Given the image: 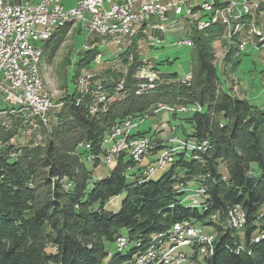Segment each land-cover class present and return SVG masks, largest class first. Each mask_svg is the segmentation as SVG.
Masks as SVG:
<instances>
[{
    "label": "trees",
    "instance_id": "1",
    "mask_svg": "<svg viewBox=\"0 0 264 264\" xmlns=\"http://www.w3.org/2000/svg\"><path fill=\"white\" fill-rule=\"evenodd\" d=\"M190 27L188 81L180 79L181 83L177 74H157L155 65L151 69L155 74L148 75L136 37L102 69L97 77L101 87L89 93L69 89V81L73 84L81 70L92 68L100 51L95 46L64 75L65 91L54 99L62 104L50 113L49 125L34 118L43 134L42 145L13 150L8 142L20 134L25 118L10 117L9 127L0 124V264H134L133 255L152 245V236L166 234L179 221L210 227L216 234L212 253L203 257V264H264V239L252 240L264 232V108L234 95L231 87L225 92L219 86L213 43L226 46L223 61L236 67L239 40L233 37L237 43H229L223 37L224 27L216 22L204 29ZM69 28L70 24L56 28L42 44L45 60L56 55ZM100 89L111 98L98 103L93 115L90 109L94 112L91 107ZM162 103L200 107L182 115L191 130L182 134L189 138L185 141L206 140L199 151L207 149L197 158L191 154L197 149L176 152L157 181L139 179L141 168L131 169L134 163L128 153L117 157L108 174L94 178L99 158L89 169L85 162L93 159L85 158L86 154H104L103 137L113 126L129 116L140 118ZM147 133L139 131L132 137ZM160 142L154 141L151 154L166 147ZM85 144L90 148L84 149ZM252 163L259 169L258 176L250 173ZM180 184L199 186L192 189L204 192L194 203L182 199L187 197ZM121 193L125 196L118 209L106 211L104 205ZM182 200L193 205H183ZM235 205L245 214L237 229L229 227L226 218L228 210L230 219ZM122 230L134 248L106 261ZM191 249L196 260L199 247Z\"/></svg>",
    "mask_w": 264,
    "mask_h": 264
},
{
    "label": "rangeland",
    "instance_id": "2",
    "mask_svg": "<svg viewBox=\"0 0 264 264\" xmlns=\"http://www.w3.org/2000/svg\"><path fill=\"white\" fill-rule=\"evenodd\" d=\"M4 2L7 3H16L19 1H29L31 3H35L38 2L40 0H3ZM61 4L64 6L65 9L74 7L76 5V0H60ZM197 2H194L193 4H196ZM179 18V16H177ZM180 21H175L172 20L171 22H173L175 24V26H178L179 24H184V27H187L188 29H191L189 23H187L186 20H184L183 18H179ZM204 18L201 19V23H203ZM176 22V23H175ZM70 24V28L68 30V32L66 33V39L63 42V44L59 47L56 55L50 60L47 61L45 60V58L43 56H41L40 58V62H39V68H40V76L42 78V82H43V87L44 90L51 96L52 99H57L64 91L63 87L61 86V81L64 78V75L66 76L67 72L70 73L71 69H72V65L74 64V62L79 59L80 57H82V55L84 54V52L92 50L95 46H97V48L102 51L104 50V48L107 47H113L114 44L110 43V40L105 38L103 40V38H95L93 39L92 42V37H90L89 41H86V35L87 32L84 30L83 28V24L82 23H67ZM223 26V25H221ZM224 27V26H223ZM146 30H149V28L145 27ZM172 28V26L170 27ZM225 30V28H224ZM186 33H181L178 35H169L168 38H166V40L162 43V47L160 48H150V53L149 56H155L156 57V66L154 68V71L157 74H177L178 75V79L181 83H184L180 80L181 77L187 75L190 72V68H191V63H192V59H191V54H190V48L187 45H177L176 42L177 40L183 39V38H187L188 36H186ZM223 37L229 42V43H237L235 40H233V38H229L227 36V34H223ZM139 40H144L145 37H138ZM154 38V37H153ZM189 38V37H188ZM147 39V38H146ZM138 40V42H139ZM148 43L150 45L152 40L150 41L149 39ZM158 42H155V45L158 44ZM240 41H238L237 48L239 45ZM248 43L246 45V49L242 50L238 48V55L235 56V58L239 59V63L237 64L236 67H231V63H225L223 61V57L226 53V46L223 45V43L221 41H215L213 43L214 46V51H215V69H216V75L218 77V81H219V86L222 88L223 91L225 92H229V87H231V91L233 92L234 95L240 97V98H246L244 96L242 91L243 90L247 95H248V100L250 101V103L256 107L259 108H264V49L261 47L260 44H257L256 40H253V42H245V44ZM250 43L252 45H250ZM148 44V45H149ZM40 45V44H39ZM42 47V44H41ZM261 47V48H260ZM123 49V47L120 46V49ZM119 50V49H118ZM117 50H114L113 52L110 53L109 52H105L104 57L106 58V60L103 62V66L101 69H104L106 66H110V64H112L114 62V55L118 52H116ZM108 56V57H107ZM167 59V60H166ZM146 61V60H144ZM161 61V62H160ZM92 63H94V60L92 61ZM147 66H146V70L148 75H154V71H152V67L153 65L147 61ZM104 67V68H103ZM115 67V66H114ZM100 68H96L94 65V69L93 71L86 73L85 72L88 69H83L80 71V74L77 76L76 80L73 81L74 83L72 84V82L69 81V89H73V87L76 88V90L79 93H89L92 91V89H98L99 87H101L102 85L100 84L99 80L97 79V77L100 75L101 70ZM118 69L120 71H122V67H118ZM145 70V71H146ZM188 83V82H187ZM156 85V84H155ZM142 86V85H141ZM100 93H96V102L94 103V106L91 108L95 107L94 112H91V114H96L99 110L98 108V103L100 104H104L103 102L106 100L109 101L108 99L111 98V95L107 92H101V89L99 90ZM57 105L59 106L60 104H62V102L60 101H56ZM99 104V105H100ZM161 105L166 106L168 109L170 108L172 111H166V110H161V111H156V109H158ZM8 107L7 104L4 103V101H0V108L6 109ZM184 107H186L184 109ZM59 108V107H58ZM91 110V109H90ZM159 110V109H158ZM185 110V111H184ZM192 110H196L199 111L200 108L196 107L193 105L192 108L186 106V105H171V104H158L157 106H155L153 109L146 111L140 118H134L131 117L133 123L137 124L136 127H132V129H130V135H128V138L126 137V141H132V139H143V138H148V141L151 142L153 145L156 146V143H154V139L152 138L154 134H156V136H160L159 141H161L160 143L162 144V146L164 147V145L166 146L165 148L161 149V151H157L156 154H151L150 152H152L153 150L149 151L147 154H143L140 157V161H136L134 162V158L130 156L129 154V150L130 148H123L121 149L119 152H113L110 149L108 150V148H106V145L104 144L106 141V137L110 136L111 133H113L115 130H117V128H121L123 126V121L115 126H113L111 128V130L105 134V137H103V141H102V150L104 152V154H102L101 156H96L95 155V159H93L92 161H87L86 159V166L87 168L91 169L92 168V162L96 159L99 158V162L100 165L92 171L93 177L94 178H101L102 176H104L105 174H108V172L111 170V168H113L116 165V159L117 157L122 154V153H128L131 158V161H133L134 166L131 167V169L136 170L137 167L141 168V170L147 169L149 167L154 168L155 172L152 175H141L139 179H149L151 181H157L161 175L167 171L170 167V163L173 161H170V163L168 164H163L162 167L158 166L157 161H158V153H159V157H160V153L163 151H166V148L168 149L169 147L172 146V143L170 140L173 138H176L177 140H183V139H189L186 138L182 133L184 130L185 134H189L190 133V126L187 125L186 123H184L181 120L182 115H185L186 113H190ZM28 111H26V116L28 118V123H25V131H21L20 134L17 135V137L13 138L12 140H10L8 143L10 144V146L13 148V150L17 149V148H21V147H25L28 146L30 144H33L34 146H39L42 145L41 141L43 138V134L41 133L40 129H38L36 126V121L34 120L33 117H31L30 113H27ZM177 114L178 116L176 118L172 117L171 114ZM164 114H168V118L170 120V124H168L166 122V126L168 127L167 129H162V130H156L158 127H160L161 125L163 126V124L161 123L162 120V115ZM17 117V116H15ZM128 118V117H127ZM126 118V119H127ZM50 120V114L48 116L47 122H42L43 125L47 126L49 125L48 122ZM166 120V118L164 119V121ZM10 125H8L9 127ZM34 126V127H33ZM161 126V127H162ZM173 126V128H172ZM139 131H148V133L144 136V137H132L133 134H136ZM23 133V134H21ZM114 134H116V131L112 134L110 140H112L114 138ZM150 134H152V137L150 136ZM183 135V136H182ZM123 134H121L119 137H116L114 139H122L123 138ZM167 137V138H166ZM169 137V138H168ZM110 140L106 141L110 142ZM190 141V140H189ZM207 142L206 140H201L200 142ZM191 142V143H190ZM189 142V144L192 145H202V143H198V141L195 140H191ZM174 143V142H173ZM208 144V143H207ZM154 146V147H155ZM175 146V145H174ZM208 146V145H207ZM82 147L84 149H89L90 145L87 147L85 145H82ZM178 149H181L178 147ZM175 150L174 154L176 152H189L191 153L188 149H184V151L182 150ZM207 149V147L202 150V151H194L196 157L193 158H197L198 154L200 152H204ZM92 153H88L86 154V157L88 155H90ZM110 158L109 162L108 159ZM144 163H147L146 166H143ZM222 166H220L221 168ZM130 167L127 168V170ZM222 169V168H221ZM250 173L253 176H258L259 174V169L257 167L256 164L252 163L250 164ZM181 185V184H180ZM192 187H198V186H191V187H186V188H192ZM200 187H205L203 184L200 185ZM187 194H184L183 196L186 197ZM125 194L121 193L118 196H115L114 198L110 199L105 205H104V209L106 211H116L118 209L119 204L121 203V201L123 200ZM204 198L199 197V202L203 201ZM192 201H183L182 200V204L186 205H193V203H191ZM239 206V205H236ZM201 205H198V208H200ZM234 206H232L230 209H232ZM237 210V209H236ZM236 216L233 219H236ZM241 221V219L239 220H231L228 221V226L231 228H235L234 224H239V222ZM183 224H194L191 222H180ZM237 229V228H235ZM200 230L203 232H209V237H208V241L205 246L203 244L200 243H195L193 245H188L187 247L184 248H180V251H183L186 255H184V259L180 262V264H203V257H206L210 254V252H207V250L205 251V247L209 246V244H211L212 248L214 247L213 242L215 239L216 234L210 230V227H200ZM212 232V233H211ZM123 236L125 238V231H121L116 239L115 242H119L118 238H121ZM257 238H261V235L258 236ZM126 240V238H125ZM151 240H153L155 242V248L156 249H162L165 247H170L171 246V242L169 240H167L165 237H157L155 239H153L151 237ZM252 240L254 242H256V239L252 238ZM260 240V239H259ZM152 241V244H154ZM252 241V242H253ZM113 243L110 247H109V251L107 252V256H106V261L110 260V258L117 254L118 252H120L121 255H125L127 252H129V250L134 248V245L128 240V242H125L126 245L119 247L116 245V243ZM191 246H196L199 247L196 256L197 259L193 260L192 259V255H193V250L191 249ZM150 247V246H149ZM210 249V248H208ZM49 250H51V248H49ZM147 250H140L138 253L134 254L133 257L139 258L142 254L145 253V251ZM202 252V253H201Z\"/></svg>",
    "mask_w": 264,
    "mask_h": 264
},
{
    "label": "built area",
    "instance_id": "3",
    "mask_svg": "<svg viewBox=\"0 0 264 264\" xmlns=\"http://www.w3.org/2000/svg\"><path fill=\"white\" fill-rule=\"evenodd\" d=\"M208 0H76L74 7L65 9L60 0H40L35 3L23 1L18 4L5 3L0 0V101L5 104L17 103L18 101H27L29 107L40 109L44 115H48V111L55 110L56 101L54 99H41V92H38V86L34 81V75L31 74V59L34 54V47L40 41L43 32L48 31L51 27L56 26V21L67 15H77L78 23L83 24L84 30L87 32L86 41L90 37L99 35L101 31H108L113 28V21H126V28L131 29L132 23L136 18H148L151 21L153 18L164 23L166 29L167 14L175 10H182V17L184 19L193 20V27L195 24V17L199 15L208 14L207 11L199 13H190V5L194 2L206 3ZM252 3L250 0H233L231 5V13H224L221 11L222 18L230 20V16L234 11L241 7L249 6ZM261 12L259 14H262ZM259 14L254 15V22L259 21ZM232 27V24H231ZM228 31V30H224ZM120 42L113 47L104 48L98 51V59L92 63V68L88 69L86 73L93 71L96 63H101L106 60L105 52L109 55L114 50L120 49ZM149 44V43H148ZM248 43L243 44L246 47ZM150 45V44H149ZM252 45V44H250ZM138 50V44H137ZM108 57V56H107ZM180 79H191V75L183 76ZM120 84H118L119 88ZM109 100V99H108ZM200 108L199 106H196ZM3 110V108H0ZM171 109H162L159 111ZM27 119V118H26ZM131 117L123 120V126L117 128L114 138L110 140L112 134L106 137L104 141L106 148L113 152H119L123 148L129 147V154L133 157L134 162L138 161L135 158V151L141 148L142 145L147 144L148 138L132 139L126 141V137L130 135V129L136 127ZM34 127V126H33ZM25 131V126L21 128ZM23 134V133H21ZM123 134L122 139H117ZM173 143V142H169ZM198 143H202L198 141ZM89 146V144H85ZM95 157L90 154L85 158ZM158 166L163 165L168 160H159ZM110 158L108 159L109 162ZM140 161V160H139ZM155 172L154 168H147L141 170L140 175H152ZM181 187H191L181 184ZM199 187V186H198ZM197 188V187H192ZM193 199V198H182ZM236 219H228V210L226 213L227 222L230 220H239L245 216L244 211L240 206H236ZM181 221H179L180 223ZM177 230V227L174 229ZM192 230H200V225H194V228H189L187 232ZM263 233H258L252 238L256 239ZM209 237V232H207ZM128 239L122 242H115L117 246H124ZM176 245V244H175ZM238 248V247H237Z\"/></svg>",
    "mask_w": 264,
    "mask_h": 264
},
{
    "label": "bare ground",
    "instance_id": "4",
    "mask_svg": "<svg viewBox=\"0 0 264 264\" xmlns=\"http://www.w3.org/2000/svg\"><path fill=\"white\" fill-rule=\"evenodd\" d=\"M250 1H252V3L249 6L241 7L237 11H234L233 15L230 16V20H226V18H222L221 11L224 13H231V5H233V0H208L206 3L203 2H197L196 4L192 3L190 5V13H199L203 11H207L208 13L195 17L194 26L197 27L198 29H204L210 26L211 24H213L214 22H216L220 25H223L225 30H228L225 31V34H227L229 38L235 37L240 41L238 48L241 49V51L246 49L245 47L242 48V45L245 44V42L248 41L253 42V40H256L257 44H260L261 47L264 49V13L259 14L261 12H264V0H250ZM257 14H259V21L254 22V15ZM173 16L175 17L179 16V18H183L182 10H175L173 12ZM202 18H204L203 23L200 22ZM184 20H186L187 23H189V25L193 26V20L190 19H184ZM167 21L168 22H166V29H164V23L161 21H153V20L149 21L148 18H136L132 23V28L128 30L124 29L126 28V21H113V28L109 29L108 31H101L99 32V35L93 36V38L94 37L103 38V40L107 38L110 40V43H113L114 45H117L120 42H125V44H121V47L125 48L132 42L134 38L145 37L150 41L152 40L151 44L155 45V42H158V40L156 38H153L151 31L156 30L158 32H164L170 30L171 29L170 27L173 26L174 23L171 22L168 14H167ZM67 23L78 24L77 15H67L65 17H62L60 20L56 21V26H53L51 27L50 30L43 32V36H41L40 41L34 47V54L32 55V59H31V74L34 75V81L38 86V92H41V99L51 98V96L44 90L42 78L40 76L39 62L42 56L41 44H43L46 40L50 38L52 32L56 28L62 27ZM145 27L149 28V30H146ZM176 44L179 46L187 45L189 47H192V41L188 37L177 40ZM115 57H118L117 53L114 55V58ZM96 59H98V54L95 56L93 60L95 61ZM103 62L96 63L95 67L101 69L103 66ZM187 75H191V74L188 73ZM188 80L189 79H183V81H188ZM7 105L8 107L6 109L0 110V124L5 126H8L11 123L10 117H15V116L24 117L25 118L24 122L28 123V118L25 115L26 111H28L27 113H30L31 117L33 118L36 117L40 119L41 122H47L48 116L52 112V111H48V115H44L40 109L29 107V103H27V101H18L17 103H11ZM59 106L55 104V109H57ZM160 107L162 109H168L164 105H161ZM185 108L186 107H184V109ZM158 109H156L155 112L159 111ZM91 112H93V109H91ZM170 141L174 142L172 143V146L169 147L168 149L166 148V151L164 152L162 151L160 153L159 160H168L164 164L170 163V161L173 158L174 151L177 150L178 147L181 148L178 150H184V149L201 150L205 146V142H202V145L199 144L196 146L189 144V141H185L184 139L177 140L176 138H173ZM151 150H152V143L147 140V144L142 145L141 148H138L135 151L136 160H140V157L143 154H145L146 152L148 153ZM87 159L92 160L94 159V157H89ZM162 166L163 165H161L160 167ZM184 191L187 194L186 195L187 198H193L192 201L194 203H196L195 199L204 192L203 189H192L186 187L184 188ZM236 214H237V210L236 208H234L230 219H233L236 216ZM212 218L215 217L213 216ZM243 220L244 217L241 218V221L239 222L238 225L234 224V227L235 228L240 227ZM194 225L196 224H183L176 222L172 225V227L169 229V231L166 234H156L152 236L153 239L157 237H165L167 240L171 242V246L162 249H156L155 242L153 241L154 244L150 245V247L148 246L144 254H142L139 258L136 259L133 258L134 264H180V262L185 258L184 255H186L183 251L179 250L180 248H184L190 244L193 245L195 243H200L205 246V244L209 242L207 232L204 230L203 232L201 230H192L190 232H187L189 228H194ZM176 227L177 230H174ZM259 239H264V234H261V238H256V242L259 241ZM118 240L119 242H122L125 240V238L122 236L121 238H118ZM206 250L207 252H210V254L212 253L213 248L211 244L205 247V251Z\"/></svg>",
    "mask_w": 264,
    "mask_h": 264
},
{
    "label": "crops",
    "instance_id": "5",
    "mask_svg": "<svg viewBox=\"0 0 264 264\" xmlns=\"http://www.w3.org/2000/svg\"><path fill=\"white\" fill-rule=\"evenodd\" d=\"M161 1H163V2H165V1H167V0H161ZM21 2H23V1H19V2H16V3H9V4H18V3H21ZM5 3H7V2H5ZM168 16H169V18H170V20L172 21V20H177V21H180L179 20V18L178 17H175V16H173V14L171 13V12H169L168 13ZM153 21H159V20H155V18H153L152 19ZM176 23V22H175ZM184 25V24H183ZM182 24H179L178 26H175V24H173V26H172V28L170 29V30H168V31H164V32H158V31H156V30H153V31H151V33H152V36L154 37V38H156L158 41H159V43L158 44H156V45H148V40L145 38L144 40H139V42H138V50H137V52H138V54H139V59H140V61H144V60H146V61H148V62H150L152 65H155L156 66V57L155 56H149V53H150V48H154V49H156V48H160V47H162L163 45H162V43L166 40V38H168V36L169 35H171V34H173V35H178V34H180L181 35V33L183 34V33H186L187 35L186 36H188V34H189V31L191 30V29H188L187 27H184ZM167 60V59H166ZM161 62V61H160ZM229 87V86H228ZM242 91V93L244 94V95H246V96H244V97H246V99H248L249 97H248V95L243 91V90H241ZM162 117V120H161V123L163 124V126L161 127H158L156 130H162V129H167L168 127L166 126L167 124H166V122L168 123V124H170V120H169V118H168V114H164V115H162L161 116ZM166 118V120L164 121V119ZM172 128H173V126H172ZM150 136L152 137V134H150ZM154 140H156V141H159V139H160V136H156V134H154L153 135V137H152ZM167 138V137H166ZM169 138V137H168Z\"/></svg>",
    "mask_w": 264,
    "mask_h": 264
}]
</instances>
